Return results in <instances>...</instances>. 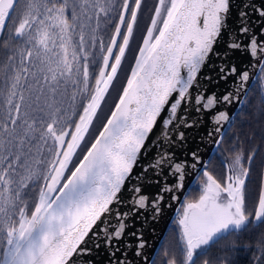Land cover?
Returning <instances> with one entry per match:
<instances>
[{"label":"snow or ice","instance_id":"1","mask_svg":"<svg viewBox=\"0 0 264 264\" xmlns=\"http://www.w3.org/2000/svg\"><path fill=\"white\" fill-rule=\"evenodd\" d=\"M144 6L145 0H0V264H92L85 258L93 250L89 239L110 257L127 252L130 244L121 241L128 221L141 210L159 215L163 194L183 188L191 169L202 170L200 194L182 206L175 221L180 259L167 264H213L200 258L222 241L218 264H240L241 253L253 251L237 237L264 226V126L251 135L243 127L257 118L250 109L264 121V94L255 106L241 99L249 74L229 56L240 51L264 63V41L245 9L228 30L230 0H155L119 99L97 128ZM253 10L264 18V7ZM225 33L227 49L215 52L221 63L214 67L235 88L218 95L202 83L212 77L200 74ZM208 113L213 128L202 139L228 153L215 161L226 169L223 180L198 147L176 154L186 130ZM161 118L151 145L157 150L124 201L120 193ZM149 171L147 183L161 185L155 197L143 192ZM113 215L115 223L105 219ZM130 235L141 255L142 235ZM257 250L251 264H264V233ZM110 264L130 262L124 256Z\"/></svg>","mask_w":264,"mask_h":264},{"label":"water","instance_id":"2","mask_svg":"<svg viewBox=\"0 0 264 264\" xmlns=\"http://www.w3.org/2000/svg\"><path fill=\"white\" fill-rule=\"evenodd\" d=\"M249 5H251V7H249ZM261 7H264V0H230V18L228 20V30L233 31L238 27V13L241 9H245L248 13L249 22L252 24L253 30L257 34L258 39L264 41V34H261V28H264V18H261L259 16V13L253 10V8L259 9ZM227 44L228 35L227 33H225L215 44L214 52L208 58L207 64L204 66L200 74L201 77H212L211 80L202 81V83L207 87L209 93L216 92L218 95H223L227 90L235 88L233 79L229 78L227 81L220 80L218 78V68L214 67L221 63V60L216 57L215 52L224 53L227 49ZM259 59L260 58L252 59L247 54H244L240 51H233L229 56V60L235 63L241 71L246 70L248 72L249 79L244 82V88L247 90V92L255 82L261 68L264 65V63L259 62ZM133 63L134 59L132 61V64ZM130 70L131 67L129 69V72ZM126 79L124 83H126ZM261 94H264V83L262 85ZM119 95L116 101L119 99ZM244 98L245 97L243 96L241 97V99ZM229 110L236 111L237 109L230 108ZM165 115H167V113H165ZM210 115V113L205 114L202 123H199L196 127H192L186 130V141L184 142L183 148L176 149V154L178 157L187 156L189 149L196 150L198 147L201 159L203 161L208 162L211 159L213 153L218 147L211 139H202L206 137L207 132L212 131L213 128V125L208 118ZM161 123L162 118L161 121H158L157 125L151 132L150 137L147 141V144L150 147L145 153H142L140 155L137 164L133 169V172L131 173L130 177L126 180L122 192L120 193V196L124 201H127L130 198V189L133 186L138 185L139 182L137 180V177L140 176L141 173L144 171V166L152 160V157L154 156L157 150L155 147H151V145L152 142L156 140L158 136H160ZM188 162L191 166L190 156ZM196 167L201 168V165L198 164ZM200 173H202V170L198 172L196 171V169H191L186 177L183 188L178 189L175 192L163 194L164 199L161 202L162 210L159 215L154 216L150 210H141V212L138 213L136 217H133L131 220L128 221V223L132 225V227H129L126 230L124 234V240L121 241V244H123L124 241H127L130 244V247L127 252H118L116 253L115 257H110L109 252L105 249L104 246H101L97 250L94 247L97 241L89 239L87 247L92 248L93 250L91 253H86L85 258L90 259L92 261V264H110L111 260L121 259L124 256H127V259L130 264H152L155 254L157 253L159 246L171 222L176 216L185 195L188 193L191 185L195 182L196 178ZM150 178H153V174L151 171L144 174L145 182L142 185L143 192L150 197H155V194L159 191L161 185L156 183L148 184L147 181ZM171 183V178H169V184ZM173 196H175L176 198L173 199ZM126 207V204L122 205L120 207V210L124 211ZM105 219H109L111 220V222L115 223L114 215L111 217L106 216ZM137 230H139V234L142 235V238L145 241L144 248L140 250L141 255H137V238L135 236L130 235L133 232H137Z\"/></svg>","mask_w":264,"mask_h":264},{"label":"flooded vegetation","instance_id":"3","mask_svg":"<svg viewBox=\"0 0 264 264\" xmlns=\"http://www.w3.org/2000/svg\"><path fill=\"white\" fill-rule=\"evenodd\" d=\"M154 4H155V0H145L144 12H143V14L141 16L140 26L138 27L137 32H136V40L133 42L132 50L128 53L127 58L124 61V65H123V68L121 69V72L119 74L117 82L125 80L124 79L125 74L128 71L127 69H129V67L131 66V64H130L131 61H133V59H134V53L137 50V44L139 42H141L142 33H143V31H145L146 25H147V23L150 20V11L153 8ZM262 68H261L258 76L260 75L261 78L262 77L264 78V72L262 71ZM116 95H117L116 93L113 95V99H114L113 103H115ZM107 102H106L105 105H107ZM99 127H102V124ZM222 152H223V156H221ZM214 154L217 157H219V158L227 157V154L226 153L224 154L223 148H222V150L220 148H217L216 151L213 153V155ZM225 175H226V169H223L222 177L217 178V179L223 180ZM201 177H202V173H200L198 175V177L196 178L195 182L191 185L190 190L185 195V197H184V199L182 201V204L180 205V208H179L176 216L174 217L173 221L171 222V224H170V226H169V228L167 230V232H168V242L171 241V243H173V245H172V247L170 249L171 253L167 254V256H166V260H165L166 264H167L168 260L171 259V258L175 257L178 260L180 259L179 248L182 247V243L180 241L179 227L175 223V221L178 219V216L182 213V210H183L182 206H183L184 202L186 200H188V199H196V198H198V196L200 194L199 181H200ZM257 186H258V184L256 183L254 186L251 187V189L253 191H255ZM248 210L254 212V208H253V204H252L251 200L249 201V204H248ZM261 233H264V226H262L260 229H254V230H250V231H245V232H242V233L238 234L237 238H238L239 242L241 244H248L253 249V251H248L246 253H241V256L244 257V258L240 261V264H251V260H252V257H253V252L255 251L258 254L257 245H258V243H259V241L261 239ZM232 239H234V238L233 237H229V241H231ZM223 244H224V242L222 241L220 245L210 249L209 252L206 253L204 256H202L200 259L201 260L209 259V260L213 261V264H218V260L220 258H222V256H223V252L220 251V249L223 246Z\"/></svg>","mask_w":264,"mask_h":264},{"label":"trees","instance_id":"4","mask_svg":"<svg viewBox=\"0 0 264 264\" xmlns=\"http://www.w3.org/2000/svg\"><path fill=\"white\" fill-rule=\"evenodd\" d=\"M262 71L264 72V65H263ZM263 83H264V78L263 77L261 78L259 75L257 77V80L254 82V84L248 90L247 97H245L244 99H250L254 106L258 105L259 97L261 96ZM250 110L253 111V114L257 118L252 119L249 124L244 125L243 132L247 135H251L252 130H259L261 128V126H264V121L259 120L258 113H256L254 109H250ZM233 131H235V127L233 128ZM257 139H259V138L257 137ZM222 148L223 147L221 146L220 149L222 150ZM225 153L228 155L227 152H224V154ZM217 158L218 157L214 154L209 161H212L213 165H214L212 168L213 175L216 176L217 178H220L223 175V169L220 167L219 164L215 163ZM258 159H259V157H258ZM257 171H259V168L257 169ZM256 183L257 184L259 183V176L254 173L253 177H252V181L249 184V188L251 189V187L254 186ZM172 245H173V243H171V241L168 242V232H166V234H165V236L161 242V245H160L157 253L155 254V257L153 259L152 264H166V262H165L166 256H167V254L171 253L170 249H171Z\"/></svg>","mask_w":264,"mask_h":264},{"label":"rangeland","instance_id":"5","mask_svg":"<svg viewBox=\"0 0 264 264\" xmlns=\"http://www.w3.org/2000/svg\"><path fill=\"white\" fill-rule=\"evenodd\" d=\"M0 57H2V53H0ZM130 64H132V61H131ZM130 67H129V69H130ZM129 69H127L128 71L126 72L125 77L127 76L128 72H129ZM125 77H124V79H126ZM124 82H125V80H122L120 82H117V80H116L114 85L111 87L110 93H109V95L107 96V99H106V102L108 101L107 105H105L106 104V102H105L104 105H103L102 111L100 113V116H99V118L96 121V127H99L102 124V121L105 120L106 116L109 115V113H110L109 111H111V109L113 107V104H114L113 103L114 102L113 95L116 93L117 94L116 95V99H117V97H118V95H119V93H120V91L122 89V86H123ZM93 138H94V136L90 137L89 139H93ZM85 150H86V147L82 146L81 153H82V151H85ZM74 161L77 162L78 159L74 157Z\"/></svg>","mask_w":264,"mask_h":264},{"label":"bare ground","instance_id":"6","mask_svg":"<svg viewBox=\"0 0 264 264\" xmlns=\"http://www.w3.org/2000/svg\"><path fill=\"white\" fill-rule=\"evenodd\" d=\"M257 79V78H256ZM256 81V80H255Z\"/></svg>","mask_w":264,"mask_h":264}]
</instances>
